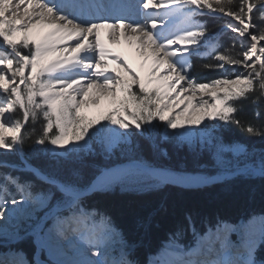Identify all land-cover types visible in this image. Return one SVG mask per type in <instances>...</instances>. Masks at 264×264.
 Returning <instances> with one entry per match:
<instances>
[{
	"label": "snow or ice",
	"instance_id": "1",
	"mask_svg": "<svg viewBox=\"0 0 264 264\" xmlns=\"http://www.w3.org/2000/svg\"><path fill=\"white\" fill-rule=\"evenodd\" d=\"M126 8L129 10L124 11ZM254 11L258 24L253 23ZM218 14L229 18L225 29L236 34L227 48L218 39L222 33L211 32L207 20L201 19ZM261 41L264 0H135L132 6L103 0H0V150L22 152L26 141L34 136L32 145L45 146L54 157L59 155L57 149L69 155L83 151L95 138L110 151L132 136L143 137L156 129L153 122L158 120L172 130L168 139L178 146L192 144L194 130L203 131L204 137L196 143L215 150L220 175L264 178V152L253 156L241 146L233 160L225 159L224 143L209 134L215 125L206 123L219 122L221 128L234 123L253 136H264V125L249 122L245 127L237 118L245 101L257 108L264 104ZM121 42L135 47L141 57L140 68L146 69L143 77L132 70L126 57L122 60L120 53L114 54L110 45ZM194 56L215 61L202 67L216 71L217 77L203 80L194 76ZM109 58L131 79H125L117 69L110 70ZM228 66H239L243 71H230ZM134 85L138 91L133 90ZM102 101L107 102L106 109L101 108ZM92 107L98 110L96 115L89 114ZM255 116L264 117V112L257 110ZM29 121L32 126L26 129ZM156 147L167 155L165 149ZM23 166L67 198L85 225L81 232L88 245L83 250L85 258L67 264H138L132 258L133 246L111 219L102 217V227H97L95 214L86 211L81 201L85 190L107 191L121 184L129 175L127 169H103L82 189L74 180L61 181L27 162ZM137 167L161 183L170 175L142 162ZM3 168L0 162V221L10 220L9 212L23 213L22 205L32 207L38 202L32 195V181ZM213 179L190 177L187 182L203 186ZM12 189L21 200L11 194ZM49 195L41 193L44 199ZM9 200L15 208L9 207ZM24 219H31V214ZM186 219L191 227V216ZM21 231L18 222L13 226L14 241L31 236L34 242H41V247L50 236L39 222L31 231L23 235ZM183 231L178 227L170 234L162 253L148 264H264V259L257 258L258 245L248 233L235 246L218 228L210 243L205 244L202 236L188 247L179 242ZM57 234H62V229ZM260 237L264 240V221ZM114 241L119 242L120 251L117 258H110L109 245ZM233 247L238 248V255L233 256ZM0 264L31 262L22 250H13L10 255H0Z\"/></svg>",
	"mask_w": 264,
	"mask_h": 264
},
{
	"label": "trees",
	"instance_id": "2",
	"mask_svg": "<svg viewBox=\"0 0 264 264\" xmlns=\"http://www.w3.org/2000/svg\"><path fill=\"white\" fill-rule=\"evenodd\" d=\"M253 15L255 16L253 23L258 24L256 13L254 12ZM201 19L207 20L211 32L222 33L218 39L224 48L233 44V39L228 35V32L223 30V21L219 16H205ZM257 30L253 29L252 31ZM235 49L237 52L240 51L238 44L235 45ZM22 51L27 50L22 49ZM192 61L194 76L208 80L218 75L217 72L202 67L205 63H214L215 61L195 56ZM135 91L137 90L135 89ZM257 110L264 112V104L257 108L245 101L244 108L237 114V118L245 127L249 122L260 127L264 125V117L257 118L255 116ZM41 123L42 120L36 124L37 131H39ZM153 123L158 126L156 129L146 132L143 137L138 135L130 137V144H120L107 155L100 151L99 148L102 146L100 143L96 147V143H91L87 155L81 151L82 156L84 155L83 162L74 170L81 176L82 181L79 187L85 188L101 170L130 160H140L147 166L169 169V171H175L181 175L203 174L210 176L221 172L217 164V157L214 155L215 150L196 143L202 140L201 135H205L203 131L194 130L193 143L185 142L178 146L175 141L168 139L172 130L165 129L162 122L158 120ZM209 124L215 125L214 132L209 134L216 135L224 145L241 144L246 147L250 155L257 157L264 152V136H253L247 133L243 127L234 123L227 124L222 128L219 122H210ZM31 126L32 122L29 121L26 129ZM34 138L33 136L32 139L26 141L21 155L15 151L0 154V162L4 163L2 170L12 172L23 180L32 181L33 196L40 193H52L50 199H57L61 195L55 187L36 179L31 170L25 169L23 160L43 170L45 174L51 173L56 177L67 178L70 176L68 173L72 171L69 167V159H72L73 156L62 151L64 153L60 154L61 159L56 161L45 146L32 145ZM157 145L166 150V156L160 153ZM224 157L233 160L230 155L224 154ZM15 194L19 196L17 192ZM15 194L13 193V195ZM81 201L83 208L93 210L103 217H109L113 226L133 246L132 258L139 264H148L151 258L162 253L168 237L178 227L184 229L179 242L188 246L197 234L203 233L209 227L213 228L225 222L237 224L247 221L254 215L264 217V178L236 175L231 179H224L222 182L202 187L186 188L167 183L142 192L122 191L118 188L107 191L95 190L83 196ZM51 204L52 202L49 205L52 206ZM188 216L192 218L191 227L186 219ZM21 234H24L23 231ZM13 248L22 250L29 257L35 254V246L30 237L17 241ZM256 256L259 259H264V241L257 247Z\"/></svg>",
	"mask_w": 264,
	"mask_h": 264
},
{
	"label": "bare ground",
	"instance_id": "3",
	"mask_svg": "<svg viewBox=\"0 0 264 264\" xmlns=\"http://www.w3.org/2000/svg\"><path fill=\"white\" fill-rule=\"evenodd\" d=\"M103 2L104 3H113V4H118V5H127V6L135 5V0H103ZM123 10L128 11L129 9L126 8ZM131 10L135 11L134 8H132ZM140 11H143V9L141 8ZM103 31L106 33L108 30L104 29ZM110 47L114 50V54L115 53L121 54L122 60L125 57L128 59V61L130 62V66L134 72H138L141 75V77H143L146 74V69L140 68L141 57L139 56V54L136 51L134 46H130L127 43L121 42L118 45H110ZM107 64H108V67L110 70L111 69H117L118 71H120L122 73V75L124 76L125 79H128V80L131 79L129 76H127L126 73L123 72V69L120 67V65L117 63H114L111 58H109L107 60ZM216 77H217V75H216ZM197 99H199V97H197ZM107 107H108L107 102L102 101L101 102V108L106 109ZM88 111H89L90 115H96L98 110L95 107H92ZM139 163L140 162L123 163V164H118V165L112 166V167L107 168V169H127L128 170V169L139 168V169L145 171L144 168L137 167V165ZM145 166H147V165H145ZM151 168H154V167H151ZM156 169H164V168H156ZM145 172L148 173L147 171H145ZM168 172L170 175L168 177V180L165 182H169L171 184L178 185V186L179 185L185 186V187L186 186H189V187L190 186H198L195 184L188 183L187 178L201 177V176H195V175L183 176L181 174H178V173H175L172 171H168ZM220 177H222V176H220ZM202 178H207V177H202ZM217 178L218 177H214V179L212 181L215 180L214 182H217L218 181ZM212 181H210L209 183H211ZM209 183H207V184H209ZM39 202H40V200L38 199V202L36 204H34L32 207H29L28 205H22V207L24 208L23 213L19 212V211L15 212V213L9 212L8 215L11 217V219L10 220L6 219L3 221H0V227H2V230H7L8 228H10L12 223H15V222L21 220L20 217H22V216L26 217L31 210H38L41 206ZM13 206H11V204H9L10 208L16 207V206H14V207ZM71 210H73V209L69 210L67 208V209L57 211L58 216H56V217L58 219L56 222L53 221V219H51L52 217L43 221L42 225L44 227V232L50 233V236H49L48 240L44 243L43 247L40 246V243H41L40 241H36V245H38L40 250H41V248L46 249L48 256L50 258H52L55 262H66V264H67V262L82 260L85 258L84 254H83V250L86 249L88 245H87L86 241L81 238V232L86 230V228H85L83 221L80 220L77 217V215L75 214V210H73V211H71ZM85 210L88 212L94 213L95 214L94 220H95L96 226L102 227V225L99 223H100L101 218L103 216H100V215L98 216V214L95 213L93 210H89V209H85ZM254 220L255 219L252 218V219L246 221V223H248V224H246L245 226H243L241 224L236 225V224H231V223L225 222V223H221L222 225L223 224L225 225L224 227L221 226L222 228L218 227V226L213 227V228L209 227L203 233L197 234L198 237H196V239H192L191 242L188 244V247L193 246L195 241L199 240L200 237H202V236L205 238V244L210 243L215 238V234L217 233L218 228L223 231L224 236H226L227 240L230 241L232 245L239 246L243 242L244 233L250 234L251 238L254 241H256L259 231L255 228V221ZM226 225H232V226H226ZM89 227H91V222L89 223ZM61 229H62V234L58 235L57 233ZM216 247H219V243L216 244ZM232 253H233V256L238 255V248L233 247ZM10 254L11 253L7 252V251H5L4 253H3V251H0V255L7 256ZM23 254L27 258V260L31 262V264H43L42 262H44L45 264H49V260H47V258H46V260L42 261V260H39L38 256H36L34 259L35 261H33L32 258H30L28 255H26L25 253H23ZM39 254H40V256H44L43 255L44 253H42L41 251ZM88 255L90 256V254H88ZM109 255H110V258H117L118 257V248L114 242H111L109 245ZM90 258L96 259V257H90ZM153 259H155V257ZM46 261H48V262H46Z\"/></svg>",
	"mask_w": 264,
	"mask_h": 264
},
{
	"label": "rangeland",
	"instance_id": "4",
	"mask_svg": "<svg viewBox=\"0 0 264 264\" xmlns=\"http://www.w3.org/2000/svg\"><path fill=\"white\" fill-rule=\"evenodd\" d=\"M217 16H219L222 19V21H223V30H225L226 32H228V35L234 40L236 38V34L231 33L230 30L225 29L226 21L229 18L224 17V16L219 15V14ZM254 18H255V16L253 15V19ZM238 46H239V50H240V45L238 44ZM261 46H264V41H261L260 44L258 45V47H261ZM253 59H255V58H253ZM228 68H229L230 71H243V69L240 68L239 66H228ZM214 78H216V76H214ZM198 79H201V78H198ZM135 89L138 91L137 86L134 85L133 86V90L135 91ZM37 99H39V98H37ZM210 122H215V121H207L206 123H210ZM117 130L119 131V129H117ZM201 136L204 137V135H201ZM95 139H96L95 142H94V140L88 141L87 146L83 150L84 151V155H87V153H89V150H90L89 147H90L91 143H94V144L96 143L95 144V147L99 143L102 144L101 148H99V149H100V151H102L103 153H105V155L109 154L110 151H112L115 147L119 146L120 144H130L129 143L130 142V138H129V140L127 142H121V143L117 144L115 147L111 148L110 151H108V150H106L104 144L102 143V141L99 138H95ZM241 146H243V145H241V144L226 145L225 144L224 154L225 155H230L232 157V159H233L234 158V154L239 151V149H240ZM47 151H48V149H47ZM62 151L63 150H60V149H57L56 150V152L59 153V155H57V156L54 157V159L56 161H58V160L61 159L60 158V154L63 155V153H64ZM5 152H8V151L0 150V154L5 153ZM10 152H12V151H10ZM19 153H20V155L22 154V152H19ZM69 156H73L72 159H69V164H70L69 167L72 169L73 172L69 170L70 172L68 174L70 176L67 177V178L62 177V176H59L57 178H59L61 181H63V180H74V181L77 182V184L79 186L80 182L82 181L81 180V176H79L80 173L77 174V172H74V170L76 168H78V165L81 162H83V158H82L83 156H82L80 150H78V152L76 154H72V155H69ZM63 157H65V156H63ZM24 162H27V161H24L23 160V163ZM131 162H142V161H140V160H130V161H125L124 163H131ZM142 163L145 165V162H142ZM118 164H123V162L122 163H118ZM115 165H117V164H115ZM154 168H156V167H154ZM25 169L30 170L28 168H25ZM166 170L169 171V169H166ZM128 171H129V175L124 179V181L121 184H118V185L113 186L110 190H113L114 188H118L119 190H122V191L142 192V191H148V190H151V189L160 187L163 184H167V183L168 184H171L169 182H163V183L158 182L156 180V178L152 177L151 175H149L148 173H146L145 171H143V170H141L139 168H136V169L135 168L134 169H128ZM182 175L183 176L195 175V176H201V177H218L217 178L218 181L216 180L217 182H222L224 179H231V178L235 177V176L227 177V176H224V175H220V172L217 173V174H214V176L213 175L207 176V175H203V174H182ZM220 176H222V177H220ZM214 181H212V182H214ZM217 182H214V183H217ZM211 184H213V183H211ZM203 186H206V185H203ZM182 187H185V186H182ZM188 187L189 186H187L186 188H188ZM190 187H202V186H190ZM93 191H95V190H93ZM93 191L92 190H85V191H83L81 198L83 196H85V195L90 194ZM14 192H16V191L14 189H12L11 194H13ZM57 192L61 196L59 198H57V199H54V200L53 199L52 200L50 199V197L52 196V193H50V195L48 196L47 199H44L41 196V193L38 194V195H34V197H36L37 199L40 200V202H39L40 205H41L40 208L38 210H31L32 211V212L30 211L31 213L29 212L31 214V219H24L25 216H22V217H20L21 220L15 222V223H12L11 226H10V228H8L7 230L0 231V247H1L0 248V251H3V253L5 251L12 253V251L15 250L13 247H14V244L17 241H14L12 239V232H13V226L16 225L18 222H21V228H22V231L24 233L25 231H31V227L33 225H35L37 222H39V223L42 224V222L45 221L48 218H51L52 217L51 219H53V221L56 222L57 219H58L56 217V216H58V212L57 211H59V210H63V209H67V208L69 210L70 209L75 210V206H70L69 203L67 202V198H62V194L59 191H57ZM16 199L17 200H21V196L19 195V198H16ZM50 201L52 202V204H51L52 206L49 205L51 203ZM8 203L11 204V201L9 200ZM11 206H13V205H11ZM73 210H71V211H73ZM252 218L255 219L254 220L255 221V228L259 231L258 236H257V240L255 241L256 244L259 246L264 241V240H261V237H260V230H261V227H262V221H264V217L262 215H254L250 219H252ZM250 219H248V220H250ZM239 224L245 226L248 223H246V221H242V222L237 223L236 225H239ZM217 226L218 227H221V226L224 227L225 225L224 224L223 225L222 224L221 225L219 224ZM217 226H215V227H217ZM226 226H232V225H226ZM22 231H21V233H22ZM21 235H23V234H21ZM29 237L31 238L32 243L35 246V254L32 257V260L33 261H35L34 260L35 257L38 256L39 257V260H42L43 261V260H46V258H47V260H49V264H57V262H55L52 258H50L48 256L46 249L41 248V250H40V248L38 247V245H36V242H34L33 237H31V236H29ZM196 237H198V236L196 235L194 237V239H196ZM114 243H115V245L118 248V255H119L120 244H119L118 241H114ZM40 251L42 253H44L43 254L44 256H40V254H39ZM46 262H48V261H46ZM42 263L45 264L44 262H42Z\"/></svg>",
	"mask_w": 264,
	"mask_h": 264
},
{
	"label": "water",
	"instance_id": "5",
	"mask_svg": "<svg viewBox=\"0 0 264 264\" xmlns=\"http://www.w3.org/2000/svg\"><path fill=\"white\" fill-rule=\"evenodd\" d=\"M211 183H214V182H211ZM211 183H209V184H211ZM209 184H206V185H209ZM180 186V185H179ZM187 187V186H186ZM188 188H196V187H188Z\"/></svg>",
	"mask_w": 264,
	"mask_h": 264
}]
</instances>
